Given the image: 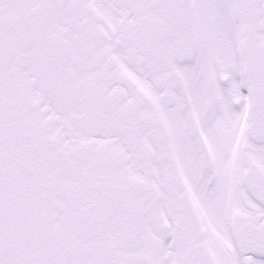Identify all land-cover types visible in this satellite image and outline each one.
Returning a JSON list of instances; mask_svg holds the SVG:
<instances>
[{
  "label": "snow or ice",
  "instance_id": "1",
  "mask_svg": "<svg viewBox=\"0 0 264 264\" xmlns=\"http://www.w3.org/2000/svg\"><path fill=\"white\" fill-rule=\"evenodd\" d=\"M0 264H264V0H0Z\"/></svg>",
  "mask_w": 264,
  "mask_h": 264
}]
</instances>
